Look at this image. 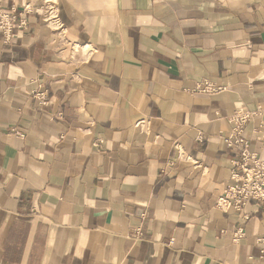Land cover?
I'll use <instances>...</instances> for the list:
<instances>
[{
	"label": "crops",
	"instance_id": "0c3cea01",
	"mask_svg": "<svg viewBox=\"0 0 264 264\" xmlns=\"http://www.w3.org/2000/svg\"><path fill=\"white\" fill-rule=\"evenodd\" d=\"M0 8L26 20L0 32V264H264V203L215 207L236 112L264 160V0Z\"/></svg>",
	"mask_w": 264,
	"mask_h": 264
},
{
	"label": "built area",
	"instance_id": "2783aa9c",
	"mask_svg": "<svg viewBox=\"0 0 264 264\" xmlns=\"http://www.w3.org/2000/svg\"><path fill=\"white\" fill-rule=\"evenodd\" d=\"M47 11L49 18L55 20L52 14L53 9L47 6ZM29 13L31 11L25 6L22 14ZM19 15L14 9L6 11L0 8V32L7 43L12 39L14 31L26 26V20ZM195 91L211 96L222 92L223 88L217 87L209 81H201L197 83ZM36 98L41 106L46 105L45 93L36 94ZM259 115L260 113L257 111L236 112L229 119V122L234 125L232 132L222 137L227 148L239 151V161L234 163L235 167L239 169V173L232 176V183L226 186L223 195L217 199L215 204V207L222 212L231 209L241 212L250 201L264 203V160L250 151L249 144L242 136L245 125L253 117ZM139 125H145V122L141 121ZM242 236V231L237 230L233 234V239L237 242ZM257 243L261 247V252L264 253V237L257 239Z\"/></svg>",
	"mask_w": 264,
	"mask_h": 264
}]
</instances>
